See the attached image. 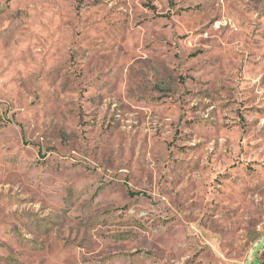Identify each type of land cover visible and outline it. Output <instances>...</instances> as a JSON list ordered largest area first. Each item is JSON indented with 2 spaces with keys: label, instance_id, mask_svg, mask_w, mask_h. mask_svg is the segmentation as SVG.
I'll return each mask as SVG.
<instances>
[{
  "label": "rangeland",
  "instance_id": "rangeland-1",
  "mask_svg": "<svg viewBox=\"0 0 264 264\" xmlns=\"http://www.w3.org/2000/svg\"><path fill=\"white\" fill-rule=\"evenodd\" d=\"M0 264H264V0H0Z\"/></svg>",
  "mask_w": 264,
  "mask_h": 264
}]
</instances>
